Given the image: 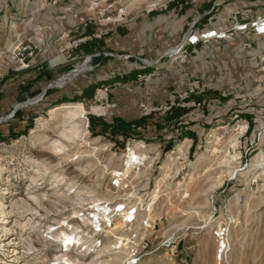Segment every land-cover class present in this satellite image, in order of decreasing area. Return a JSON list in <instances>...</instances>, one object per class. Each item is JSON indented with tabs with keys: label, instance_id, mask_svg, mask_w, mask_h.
I'll return each instance as SVG.
<instances>
[{
	"label": "rangeland",
	"instance_id": "rangeland-1",
	"mask_svg": "<svg viewBox=\"0 0 264 264\" xmlns=\"http://www.w3.org/2000/svg\"><path fill=\"white\" fill-rule=\"evenodd\" d=\"M53 1L32 5L68 14L81 34L62 38L67 60L22 71L28 77L17 83L12 73L37 48L18 41L16 18L6 19L21 10L20 0H0V54L9 42L8 67L0 66L9 70L0 76V264H132L118 241L128 237L125 225L100 231L93 219L84 221L90 197L139 207L134 226L145 247L133 264H213V227L224 220L230 223L229 264H264V51H253V36L243 47L234 36L186 53L171 52L182 39L166 48L136 41L138 52L125 50V42L109 49L101 29L137 27L146 14L200 0ZM44 70L53 77L34 83L36 95L19 93V84ZM92 83L96 88L83 93ZM45 88L49 93L42 95ZM78 103L82 117L59 109ZM16 107L22 113L14 117ZM176 109L184 114L163 119ZM90 116H145L161 125L121 145L110 134L93 133ZM10 127L21 134L11 135ZM128 147L150 157L125 172ZM115 170L125 173L122 185L112 184ZM73 229L84 243L67 247L64 233Z\"/></svg>",
	"mask_w": 264,
	"mask_h": 264
},
{
	"label": "crops",
	"instance_id": "crops-1",
	"mask_svg": "<svg viewBox=\"0 0 264 264\" xmlns=\"http://www.w3.org/2000/svg\"><path fill=\"white\" fill-rule=\"evenodd\" d=\"M49 1L50 0H20L21 10L19 12H10L6 14L7 20H10L12 17H15L17 20L15 22L16 32L13 33L16 35L18 41H32L37 48L33 57L26 58L24 63L25 67H23L19 72L17 71L16 73H12L13 78L11 79H14L17 83L22 82L26 77H28V75L24 76L22 71H36L43 66L54 68V66L59 65L62 61L67 60L62 52L68 54L69 51L64 49L68 46H63V42H61V40H63L62 38L68 36L70 33L75 34L78 32L77 35L81 34V32H79L80 27L78 21L73 17H70L68 14H56L49 11L48 7L43 9V6L42 8L37 6L34 8L32 5L35 3L46 4L49 3ZM29 2H31L30 12L23 11V8ZM53 2H55V0ZM214 3L215 0H200L195 3L193 1H182L179 3L177 1L174 5H170L169 8H165L156 14L153 13L144 15V17H142V21L137 24V27L136 25L131 27L127 25L126 29L119 30L118 25H116L115 28L112 26L106 29H101V31L103 30L102 36L99 35V38H103L102 40H104V43L109 49H113V46L115 45L117 47L118 43L123 44L125 42V50L138 52L135 51L134 47H132L136 41L137 43H141L142 41L143 43H150L155 46L158 45L162 48H166L176 44L182 39L189 27L191 19L194 20L200 17L197 24V28L199 30H221L229 29L232 25V20L228 18L229 10L239 7H251L253 11L252 16L264 14V0H221L219 5L216 7H214ZM211 18L212 24L209 23ZM7 28L8 27L6 25L5 29L7 30ZM9 28L13 30L11 26H9ZM136 28L138 29L137 31ZM235 36H239L241 38L243 47L244 40H246L249 35L245 33H237ZM233 39L231 38L221 41L211 40L206 43H200L198 47L201 48L212 45H222L223 43ZM252 39L254 41L253 51H264V35H253ZM129 42L131 44L130 48H128ZM8 44L9 42L6 38L4 48L0 54V66L2 69L8 67ZM68 56H70V54H68ZM74 58L75 56H72L71 60ZM127 71L124 73H127ZM8 72L9 70H1L0 76L3 77L7 75Z\"/></svg>",
	"mask_w": 264,
	"mask_h": 264
},
{
	"label": "built area",
	"instance_id": "built-area-1",
	"mask_svg": "<svg viewBox=\"0 0 264 264\" xmlns=\"http://www.w3.org/2000/svg\"><path fill=\"white\" fill-rule=\"evenodd\" d=\"M219 5L218 1L214 3V7ZM251 7H239L228 11V18L232 20V25L229 29H209L206 31L199 30L196 26V22L199 18H196L182 37L179 45V50L186 53L188 49L196 50L200 43H206L211 40H226L233 38L237 33H245L249 36L253 35H264V14L258 16H252ZM212 24V18L209 20ZM245 46L251 48L252 43L247 42ZM107 90V88H105ZM124 181V174L121 171L120 174H114L112 177V184L115 186L122 185ZM108 205V204H107ZM110 206V205H109ZM124 208L129 209L130 212L133 211L135 217L132 220H128L125 223V228L128 230V237H120L118 241H121V247H124L127 251L130 262L136 263L140 255L143 252L144 242L140 239L139 233L135 229V223L139 214V207L135 204L129 205L124 203ZM107 212V211H106ZM119 203L116 207L110 206L109 211L105 216L101 213L100 218L93 219V224L100 231L106 230L108 228L114 229L116 222L119 219ZM103 215V216H102ZM99 224V226H96ZM143 224L146 227H150V219L146 218L143 220ZM213 237L215 243V254L213 264H229L230 251H231V240H230V223L227 221H222L213 227Z\"/></svg>",
	"mask_w": 264,
	"mask_h": 264
},
{
	"label": "trees",
	"instance_id": "trees-1",
	"mask_svg": "<svg viewBox=\"0 0 264 264\" xmlns=\"http://www.w3.org/2000/svg\"><path fill=\"white\" fill-rule=\"evenodd\" d=\"M68 68V66H65ZM53 77V73L48 70H44L43 72L38 73L36 76L32 77L26 83L19 84L17 86V90L20 94H24L25 92H29L30 95H36L38 90H32L31 87L34 83L39 82L43 79H51ZM96 84L92 83L86 89H84L83 93H88L90 90H94L96 88ZM49 93L47 90L46 94ZM20 97V96H19ZM5 98V94L2 90H0V100ZM182 109H176L171 114H167L163 119H174L177 117H181L184 112ZM21 110H17L15 112L14 117L21 115ZM153 124L155 126V130L157 126H160V121L151 122L149 117L145 116H138L132 120H126L123 117H114L111 121H108L105 118H96L94 116H90V128L92 129L93 133L97 134H110L116 142L121 143V145L125 144V140L128 138L136 137V136H143V133L147 131L148 127ZM97 126H99L98 129ZM9 132L11 135L18 136L21 133L19 131H15L13 127L9 128ZM5 135L0 132V140H3ZM173 146L172 142H169L167 145L164 146L165 150L171 149Z\"/></svg>",
	"mask_w": 264,
	"mask_h": 264
},
{
	"label": "bare ground",
	"instance_id": "bare-ground-1",
	"mask_svg": "<svg viewBox=\"0 0 264 264\" xmlns=\"http://www.w3.org/2000/svg\"><path fill=\"white\" fill-rule=\"evenodd\" d=\"M179 50V45L175 46L173 50H171V52L173 51L174 53L177 52ZM63 80L61 79L59 82H62ZM70 109V115L76 116V117H82L83 116V105L81 103L78 104H62L59 109ZM53 111V110H52ZM92 146V145H90ZM149 155L148 152H144L142 151H137V149L132 148V147H128L127 149V153L125 154V158H124V170L125 172H130L132 169L135 168H139V166L144 165L145 161H147V159H149ZM116 171V170H115ZM114 171V172H115ZM116 174H120L119 171L115 172ZM125 174V173H123ZM90 196V195H89ZM155 196V195H154ZM88 201L86 203H92L90 204V206L88 207L89 209H91L89 215L87 216L86 219H84L85 222H87L88 224L90 222L86 221L87 219H98L101 216V213L104 215H102L105 219L107 216H105V214H107V212L110 209V206L108 205H103V203H105L106 200H101L100 198H96V197H90L87 198ZM118 205V204H117ZM113 207H116L113 206ZM119 219L116 222V226H123L125 225V223L128 220H132L135 215L133 214V211L130 212L129 209L124 208V204L123 203H119ZM107 211V212H106ZM95 222V221H93ZM96 226H99V224H96ZM96 228V227H95ZM97 229V228H96ZM63 242L65 245L70 246V245H80L84 243V239H83V235L77 230V229H73L70 232L64 233V237H63ZM106 248H119L120 245H107L105 246ZM68 249V248H67ZM104 250V248H103ZM107 250V249H106ZM57 263V262H55Z\"/></svg>",
	"mask_w": 264,
	"mask_h": 264
},
{
	"label": "water",
	"instance_id": "water-1",
	"mask_svg": "<svg viewBox=\"0 0 264 264\" xmlns=\"http://www.w3.org/2000/svg\"><path fill=\"white\" fill-rule=\"evenodd\" d=\"M48 87H49V86H48ZM48 87H47V88H48ZM47 88L44 89L42 95L45 93V91L47 90ZM17 109H18V107L15 108V110H17ZM15 110H14V111H15Z\"/></svg>",
	"mask_w": 264,
	"mask_h": 264
}]
</instances>
